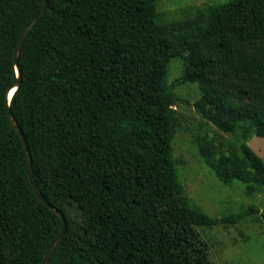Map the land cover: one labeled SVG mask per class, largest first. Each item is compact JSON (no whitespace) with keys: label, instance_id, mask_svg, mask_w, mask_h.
Returning <instances> with one entry per match:
<instances>
[{"label":"trees","instance_id":"16d2710c","mask_svg":"<svg viewBox=\"0 0 264 264\" xmlns=\"http://www.w3.org/2000/svg\"><path fill=\"white\" fill-rule=\"evenodd\" d=\"M47 2L19 51L9 105L34 181L66 220L47 264H214L198 228L264 222V212L250 204L212 218L192 203L173 156L174 88L197 85L205 126L264 138V0L190 8L169 22L158 0ZM43 5L0 0V264H42L61 228L31 187L5 108L17 42ZM195 142L223 185L264 192V162L247 144Z\"/></svg>","mask_w":264,"mask_h":264},{"label":"rangeland","instance_id":"374dc122","mask_svg":"<svg viewBox=\"0 0 264 264\" xmlns=\"http://www.w3.org/2000/svg\"><path fill=\"white\" fill-rule=\"evenodd\" d=\"M229 0H158L157 10L162 21L182 18L190 8H202ZM181 60L170 61L167 80L170 84L181 73ZM180 99L176 110L181 126L173 137V156L177 160L178 178L194 205L212 218L236 213L252 204L264 212V192L248 195L246 185L234 181L231 186L223 185L205 164L195 142L197 137L222 136L238 150L247 144L264 162V138L250 136L244 139L240 133L224 134L211 125L205 126L193 108L198 98L196 84H184L174 88ZM210 140V139H208ZM209 246L214 264H264V222L248 218L237 225L213 228H198Z\"/></svg>","mask_w":264,"mask_h":264},{"label":"water","instance_id":"95a60500","mask_svg":"<svg viewBox=\"0 0 264 264\" xmlns=\"http://www.w3.org/2000/svg\"><path fill=\"white\" fill-rule=\"evenodd\" d=\"M47 9H48V2H47V0H44V5H43L42 9L28 23V25L25 27V29L23 30L22 34L20 35V38H19V40L17 42V45H16L15 53H14V56H13V63H14V66H15L16 77L17 78H16V81L14 82V84L7 91L6 99H5V108H6L7 117L9 119V122H10L11 126L14 128V130L16 131L18 137L20 138V141H21L23 149H24L26 167H27V174H28V178H29V182L31 184V187H32L34 193L36 194V196L38 197V199L47 208L52 210L60 218V221H61L60 231H59L58 235L54 238V240L50 243L49 247L47 248V250H46V252L44 254V257H43L42 264H47L48 263L52 251L54 250V248L57 245V243L60 241V239L65 234V232H66V220H65V217H64L63 213L60 210L55 209L50 203H48V201L45 199L43 194L39 191V189H38V187H37V185H36V183L34 181L32 169H31V157H30L29 148H28V145H27V142H26V139L24 137V134H23L22 130L20 129V127L18 126V124L16 123L15 119L13 118V116L11 114L9 105H10V100H11V97H12L14 91L17 89V87L20 85V82H21V72H20V68H19L18 60H17L19 51L21 49V46L23 44V41H24L26 35L28 34V32L30 31L32 26L41 18V16L44 14V12ZM50 11H53V9H50Z\"/></svg>","mask_w":264,"mask_h":264}]
</instances>
